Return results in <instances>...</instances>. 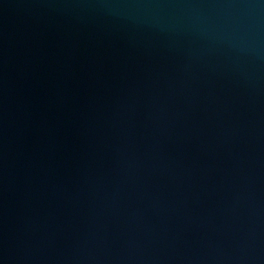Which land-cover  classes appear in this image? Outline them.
<instances>
[{"label": "water", "instance_id": "obj_1", "mask_svg": "<svg viewBox=\"0 0 264 264\" xmlns=\"http://www.w3.org/2000/svg\"><path fill=\"white\" fill-rule=\"evenodd\" d=\"M0 264H264V0H0Z\"/></svg>", "mask_w": 264, "mask_h": 264}]
</instances>
